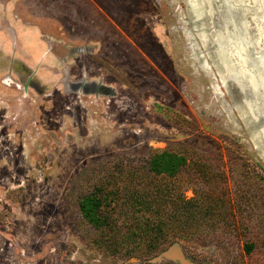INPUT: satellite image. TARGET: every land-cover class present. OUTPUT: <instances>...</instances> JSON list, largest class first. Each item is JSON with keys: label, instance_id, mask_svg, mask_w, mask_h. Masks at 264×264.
Wrapping results in <instances>:
<instances>
[{"label": "rangeland", "instance_id": "rangeland-1", "mask_svg": "<svg viewBox=\"0 0 264 264\" xmlns=\"http://www.w3.org/2000/svg\"><path fill=\"white\" fill-rule=\"evenodd\" d=\"M229 3L264 72V0ZM14 4L16 16L40 26L54 58L37 71L0 73V264H264V115L245 107L218 56L221 2ZM8 65L0 59V70ZM165 149L187 164L176 180L153 182L187 198L216 189L231 203L235 231L210 224L179 241L172 253L186 262L162 255L171 245L134 256L99 247L81 197L116 164L140 165Z\"/></svg>", "mask_w": 264, "mask_h": 264}, {"label": "trees", "instance_id": "trees-1", "mask_svg": "<svg viewBox=\"0 0 264 264\" xmlns=\"http://www.w3.org/2000/svg\"><path fill=\"white\" fill-rule=\"evenodd\" d=\"M186 164L184 154L165 149L154 152L140 165L118 163L111 176L100 177L78 204L83 219L98 231L95 243L109 252L152 255L165 245L201 237L206 225L225 224L235 231L237 219L233 217L231 203L222 193L219 196L216 189L195 191L194 196L187 198L172 184L153 182L176 180ZM124 177L143 186L119 185ZM121 213L126 220L120 224ZM255 246L253 241L245 243L247 256L253 254Z\"/></svg>", "mask_w": 264, "mask_h": 264}, {"label": "bare ground", "instance_id": "bare-ground-1", "mask_svg": "<svg viewBox=\"0 0 264 264\" xmlns=\"http://www.w3.org/2000/svg\"><path fill=\"white\" fill-rule=\"evenodd\" d=\"M219 1L224 9V22L223 32L215 35V42L221 46L217 48L218 56L227 75L238 87L245 107L253 115L258 111L264 115V72L257 64L256 42L248 40L246 34L242 36V27L245 29L247 25L232 17L231 10L236 9V5L229 3L232 0Z\"/></svg>", "mask_w": 264, "mask_h": 264}, {"label": "crops", "instance_id": "crops-1", "mask_svg": "<svg viewBox=\"0 0 264 264\" xmlns=\"http://www.w3.org/2000/svg\"><path fill=\"white\" fill-rule=\"evenodd\" d=\"M15 0H0V59L9 63L0 73L24 74L26 67H50L54 55L38 24L14 14ZM0 89L2 87L0 86Z\"/></svg>", "mask_w": 264, "mask_h": 264}, {"label": "water", "instance_id": "water-1", "mask_svg": "<svg viewBox=\"0 0 264 264\" xmlns=\"http://www.w3.org/2000/svg\"><path fill=\"white\" fill-rule=\"evenodd\" d=\"M177 248H178V245L175 243V244L171 245L168 250L163 252L162 255H168L169 256L171 254L173 259L180 260V262H186V260L182 257V255L179 252H177V255H174L172 253L173 251L178 250Z\"/></svg>", "mask_w": 264, "mask_h": 264}]
</instances>
